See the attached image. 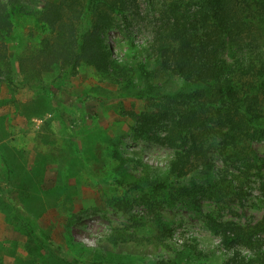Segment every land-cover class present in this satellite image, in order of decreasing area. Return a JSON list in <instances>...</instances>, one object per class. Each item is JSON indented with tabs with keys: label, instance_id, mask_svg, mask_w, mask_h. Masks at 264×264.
Returning <instances> with one entry per match:
<instances>
[{
	"label": "rangeland",
	"instance_id": "374dc122",
	"mask_svg": "<svg viewBox=\"0 0 264 264\" xmlns=\"http://www.w3.org/2000/svg\"><path fill=\"white\" fill-rule=\"evenodd\" d=\"M136 3L145 13L149 0ZM112 17L104 43L133 67L152 39L153 18ZM50 37L35 18L16 15L7 38L11 73L0 63V264H222L229 252L207 214L264 242V119L253 139L207 135L192 171L171 192L126 191L110 181H173L166 168L175 150L131 130L130 113L165 103L132 95L140 84L133 70L113 80L83 61L74 69L48 61L42 51ZM154 83L161 91L183 86L159 68ZM259 106L264 115V91ZM210 168L217 188L195 194ZM19 205L55 247L24 233ZM234 249L253 253L242 243Z\"/></svg>",
	"mask_w": 264,
	"mask_h": 264
},
{
	"label": "trees",
	"instance_id": "16d2710c",
	"mask_svg": "<svg viewBox=\"0 0 264 264\" xmlns=\"http://www.w3.org/2000/svg\"><path fill=\"white\" fill-rule=\"evenodd\" d=\"M16 15L35 18L52 35L42 51L48 61L70 69L83 61L113 80H127L133 70L138 73L140 84L132 95L165 103L157 112L130 113L134 121L131 130L135 137L175 150L166 168L173 181L114 179L111 184L126 191L148 187L171 192L173 184L192 171V155L202 152L207 135L217 131L222 139L235 143L246 137L253 139L261 132L258 126L264 119L259 106V94L264 91V0H163L157 5L149 0L145 13L136 0H0V63L7 74L13 70L7 60V38ZM112 15L123 21L129 16L153 18L152 39L139 50L140 59L133 67L114 58L104 43L103 34L114 21ZM156 68L174 75L183 86L174 91L157 89ZM204 178L207 185L197 186L195 194L217 188L216 183H211L217 178L213 169H208ZM18 209L27 223L24 233L55 247L28 212L20 205ZM205 219L220 238L221 247L229 252L222 264H264V242L251 239L249 231L235 222L209 214ZM240 243L253 248V253L247 257L234 249ZM86 264L111 263L95 260Z\"/></svg>",
	"mask_w": 264,
	"mask_h": 264
}]
</instances>
